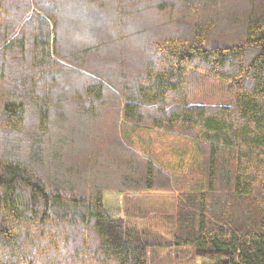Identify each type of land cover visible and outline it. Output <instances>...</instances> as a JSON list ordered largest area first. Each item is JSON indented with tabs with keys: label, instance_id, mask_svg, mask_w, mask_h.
Segmentation results:
<instances>
[{
	"label": "trees",
	"instance_id": "16d2710c",
	"mask_svg": "<svg viewBox=\"0 0 264 264\" xmlns=\"http://www.w3.org/2000/svg\"><path fill=\"white\" fill-rule=\"evenodd\" d=\"M232 1L0 0V264H149L128 193L195 264H264V0Z\"/></svg>",
	"mask_w": 264,
	"mask_h": 264
},
{
	"label": "rangeland",
	"instance_id": "374dc122",
	"mask_svg": "<svg viewBox=\"0 0 264 264\" xmlns=\"http://www.w3.org/2000/svg\"><path fill=\"white\" fill-rule=\"evenodd\" d=\"M245 2V0H243ZM233 4L240 5L244 4L242 0H233ZM198 85L194 86L197 88ZM105 127H108L107 129ZM97 128L101 131L99 136L102 140H106V135L108 134L109 125L105 121H97ZM107 131V133H104ZM107 144V141H105ZM64 163V167H76L74 163L79 161L76 157L66 155L61 160ZM57 166V165H56ZM82 168H87L79 166ZM174 196V195H173ZM174 197L172 195H157L152 193L146 194H135L128 193L125 200V208L127 210L128 216L134 220L137 228L153 236L156 241H161L165 246L163 249L159 247L156 248L153 256H151L149 264H195L192 251L190 249H175L167 246L170 242V236L168 234L167 228L162 222L163 216H167L173 211Z\"/></svg>",
	"mask_w": 264,
	"mask_h": 264
}]
</instances>
